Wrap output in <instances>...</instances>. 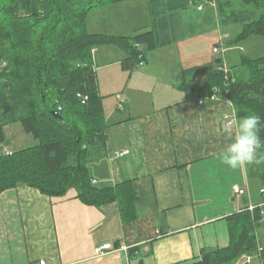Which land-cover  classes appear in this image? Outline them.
I'll return each instance as SVG.
<instances>
[{"label":"crops","instance_id":"1","mask_svg":"<svg viewBox=\"0 0 264 264\" xmlns=\"http://www.w3.org/2000/svg\"><path fill=\"white\" fill-rule=\"evenodd\" d=\"M146 1L145 20L136 26L155 29L163 26L159 20L164 19L165 32H159L158 39L171 42L164 48L183 30L186 17L190 16L189 26L194 28V5L172 10L167 1ZM139 16L143 15L134 16V21ZM204 18L194 16L201 23L207 22ZM113 27L112 32H102L127 36L132 30L119 33ZM102 49H96L95 55L114 49L118 59L99 65L98 73L118 67L126 56L116 46ZM171 55L153 49L131 73L118 67L103 81L117 95L113 101L104 100L109 123L107 150L91 162V173L100 185L133 180L138 219L123 222L118 203L101 208L86 205L76 189L62 197H49L21 184L0 194V264H40L41 260L47 264H190L204 249L229 245L228 217L245 207L249 196L254 201L261 197L254 196L248 165L232 169L222 161L231 141L217 129L232 102L220 98L200 104L203 96L193 97L185 89L187 81L196 77L195 71ZM99 87L103 94L100 79ZM159 87L162 98L149 100L156 99ZM136 94L145 95L146 100L134 104ZM122 98L126 100L124 111L119 109ZM136 107L140 110L135 112ZM5 134L7 144L2 150L13 152L37 144L20 123L6 126ZM117 150L129 153L112 160ZM235 186L246 188L249 196H237ZM108 243L115 248L126 244L130 249L96 257L94 248ZM250 264L261 262L253 259Z\"/></svg>","mask_w":264,"mask_h":264},{"label":"trees","instance_id":"2","mask_svg":"<svg viewBox=\"0 0 264 264\" xmlns=\"http://www.w3.org/2000/svg\"><path fill=\"white\" fill-rule=\"evenodd\" d=\"M124 1L0 0V151L7 144L5 128L10 124L20 123L37 141L17 151L0 152V194L21 184L49 197H62L76 189L86 205L101 208L118 203L123 222L138 219L134 181L96 184L90 169L91 162L107 150L109 127L104 105L107 96L100 93L94 62L96 49L119 47L126 54L122 69L131 73L146 61V49L171 43L158 39L159 32H165L164 19L159 20L163 26L127 36L88 31L87 19L93 10ZM149 1H167L172 10L190 5L197 9L204 3V9L197 10L205 12V21L243 25L230 45L253 35L264 37V0H242L244 6L253 9L234 8L235 0H216V8L209 6L207 11L208 0ZM216 62L203 83L187 81L186 91L200 97L215 93L228 99L238 117L259 114V135L264 143V56L244 57L238 66L247 72L241 69L239 75H232L229 69L227 74L221 58ZM197 73L195 69L196 78ZM125 103L124 99V108ZM258 156L264 157V149L258 150ZM253 173L260 175L263 185L264 162L252 164L249 176ZM228 224L229 245L204 249L190 264H236L243 256L253 259L257 253L264 264L260 209L252 213L245 206L228 217Z\"/></svg>","mask_w":264,"mask_h":264},{"label":"rangeland","instance_id":"3","mask_svg":"<svg viewBox=\"0 0 264 264\" xmlns=\"http://www.w3.org/2000/svg\"><path fill=\"white\" fill-rule=\"evenodd\" d=\"M146 0H126L122 3H118L115 5H111L108 7H103L98 10H93L90 15L88 16L87 23H88V31L91 32H102V31H111L115 29L113 26L115 25L117 30H121L119 33L127 32L128 30L132 29L128 34L133 35L137 33H142L147 30L145 27L138 28L136 25L143 24L144 22V14L146 13V7L148 9V5ZM205 6V4H204ZM210 6V3L207 1L206 3V10ZM233 6L236 9L239 8H248L251 9L252 7L249 5L244 6L242 0H235L233 2ZM195 9V11H194ZM193 9L191 21L194 24V28H191L189 25L190 16L184 19L183 30L179 33H176L175 39L172 42L170 47L164 48V46H159L156 49L158 52L166 51L171 53L172 57H176L175 61H178L181 64L191 65L192 69L195 68L199 71V76L196 78L197 81L203 83L206 79V72L210 71L211 68H214L218 62L216 59L219 57L222 59V64L229 69V72L232 75H239L241 69L245 71V68H242L238 65L241 64V61L244 57L247 58H258L264 56V37L260 35H253L250 37L243 38L239 40L237 43L230 45L229 42H232L237 39L239 33L243 30V25L230 23L228 25L221 24L218 19H215L213 22H206L201 23L197 22L198 20H194V16L204 17L205 12H197L196 8ZM253 9V8H252ZM215 13V17H218L217 9ZM189 11V10H188ZM136 13V14H135ZM135 14V15H133ZM139 14L143 16H139L140 19L134 21V16H138ZM115 15V16H114ZM142 18V19H141ZM198 18V17H197ZM143 26V25H142ZM134 28V29H133ZM112 32V31H111ZM220 43L222 45L221 52L219 54L213 53V48ZM110 46L115 47L114 45H105L102 47V50H108ZM147 52V57L151 55L152 49L145 50ZM118 55L114 52V49L108 50L102 56L100 51L97 55L94 53V62L95 66L98 67L104 63L116 61ZM215 58V62L213 59ZM169 66L172 64L171 60H168ZM173 67L176 68V62L173 63ZM145 65H143L144 67ZM119 68L122 69L121 62L118 65ZM113 66L111 69H102L98 74L100 79V84L102 85V95H106L107 98L111 99L112 101L115 99L117 93L112 92V88L109 85L108 87L103 86L104 79H110L111 75L109 74L110 70H116ZM194 69V71H195ZM118 70V69H117ZM99 71V70H98ZM247 72V70H246ZM162 88L159 87L156 90L155 97L156 99H149V100H157L162 98L163 92ZM114 93V94H113ZM148 92H146L147 94ZM193 97V92H188ZM153 94V93H152ZM196 95V94H195ZM134 97L136 99L133 100L135 102H142L145 95L142 96L141 94H136ZM159 98V99H158ZM132 103V101H130ZM129 102V103H130ZM150 105V104H149ZM143 107V105H142ZM129 109V106L127 105ZM126 109V106H125ZM140 110V107L133 108V111ZM124 111V110H123ZM120 112V111H119ZM3 148V147H2ZM2 153H10L11 150L4 148V150L0 151ZM252 164L248 165V169H250ZM250 185L252 187V191L254 192V196L257 199L260 198V187L262 185V181L260 175H255L253 173L250 176ZM260 235H262V239L264 240V225L260 228ZM255 260H259V254L257 253L254 256ZM252 259V260H253Z\"/></svg>","mask_w":264,"mask_h":264},{"label":"clouds","instance_id":"4","mask_svg":"<svg viewBox=\"0 0 264 264\" xmlns=\"http://www.w3.org/2000/svg\"><path fill=\"white\" fill-rule=\"evenodd\" d=\"M259 114L228 119L217 131L226 135L230 143L222 153V161L232 169L260 164L264 157L258 156V150L264 149L259 135L261 131Z\"/></svg>","mask_w":264,"mask_h":264},{"label":"built area","instance_id":"5","mask_svg":"<svg viewBox=\"0 0 264 264\" xmlns=\"http://www.w3.org/2000/svg\"><path fill=\"white\" fill-rule=\"evenodd\" d=\"M208 2L210 3V6H212L213 8H216V0H208ZM197 9L199 11L203 10L204 9V3H201ZM221 48H222V45H216L214 48H213V53L215 54H219L221 52ZM225 72L228 74V70L227 68L224 69ZM207 99L209 100H212V101H216L219 98V96L217 94H212L211 96L209 97H203L201 98L199 101L200 104H203ZM231 111L230 112H225L223 113V118H222V121L224 123L227 122L228 119H234L237 117V113H236V109L234 107V105L231 103ZM119 108L120 109H123L124 108V99L122 98L121 101H120V104H119ZM129 153V150H117V151H114L113 152V156H112V160H115L116 158L118 157H122L126 154ZM234 193L239 196V197H243V196H249L248 194V191L246 188H242V187H239V186H235L234 187ZM260 194L262 196V198L258 201H254L250 196L248 197L249 199V202H248V205H247V208L250 212L252 213H255L257 209H260V213L262 215V218L264 220V188H261L260 189ZM130 249V246L129 245H126V244H122L119 248H115L112 244H103L101 246H97L94 248V255L96 257H101V256H104L105 254H108V253H111V252H117V251H125V252H128ZM252 258L251 257H248V256H243L240 260H238L236 262V264H244L246 261H249L251 262ZM40 264H47L45 260H41L40 261ZM126 264H130V262H126Z\"/></svg>","mask_w":264,"mask_h":264},{"label":"water","instance_id":"6","mask_svg":"<svg viewBox=\"0 0 264 264\" xmlns=\"http://www.w3.org/2000/svg\"><path fill=\"white\" fill-rule=\"evenodd\" d=\"M191 81L192 82L200 83V81H197L196 77H193ZM54 115L56 116V118L64 121L63 118L60 116V114H58L57 112H54ZM244 264H250V262L249 261H246Z\"/></svg>","mask_w":264,"mask_h":264}]
</instances>
